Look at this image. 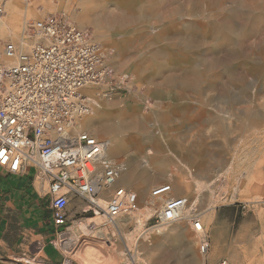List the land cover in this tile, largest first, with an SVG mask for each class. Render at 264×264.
<instances>
[{
    "label": "rangeland",
    "instance_id": "rangeland-1",
    "mask_svg": "<svg viewBox=\"0 0 264 264\" xmlns=\"http://www.w3.org/2000/svg\"><path fill=\"white\" fill-rule=\"evenodd\" d=\"M10 1L0 0L3 20ZM12 1L19 12L6 18L0 38L18 32L25 20L64 13L105 46L115 71L130 74L136 86L100 109L113 128H123L119 136L132 141V149L114 157L126 156L127 168L134 162L151 174L164 172L161 183L143 195L137 191L136 217L119 229L102 226L101 217L71 215L60 247L67 264H264V0L241 4L244 12L263 17L252 27L238 18L232 45L213 29L237 1L165 0L162 17H140L146 0H129L137 18L104 29L97 17L123 13L121 0ZM188 25L198 30L192 47L185 44ZM148 64L151 70L143 71ZM154 68L163 69L152 76ZM127 111L133 115L120 117ZM166 183L172 196L189 200L184 214L202 222L210 241L206 255L185 220L160 233L150 229L162 207L157 199L149 205L151 193Z\"/></svg>",
    "mask_w": 264,
    "mask_h": 264
},
{
    "label": "built area",
    "instance_id": "built-area-1",
    "mask_svg": "<svg viewBox=\"0 0 264 264\" xmlns=\"http://www.w3.org/2000/svg\"><path fill=\"white\" fill-rule=\"evenodd\" d=\"M4 13L1 4L0 19ZM135 86L130 74L112 68L105 46L67 14L25 20L18 32L0 38V169L14 175L33 170L48 184L54 224L64 229L61 248L74 200L75 216L104 218V227L139 210L138 194L119 184L126 165L109 156V141L79 129L84 116ZM172 191L166 183L151 196ZM188 203L168 198L150 229L158 233L185 220L206 255L210 241L200 219L184 214Z\"/></svg>",
    "mask_w": 264,
    "mask_h": 264
},
{
    "label": "crops",
    "instance_id": "crops-1",
    "mask_svg": "<svg viewBox=\"0 0 264 264\" xmlns=\"http://www.w3.org/2000/svg\"><path fill=\"white\" fill-rule=\"evenodd\" d=\"M161 113H158L159 118H164L166 114L163 116ZM132 168L137 169L138 174L143 173L145 192L163 181L162 171L151 174L135 163ZM201 173L200 168L198 174ZM34 176L33 170L24 175H14L0 169V264L69 263L58 245L59 232L64 229H58L54 224L47 196L48 184ZM136 183L124 187L138 194L139 183ZM76 205L77 200H74L70 206L72 217H77L74 212Z\"/></svg>",
    "mask_w": 264,
    "mask_h": 264
},
{
    "label": "bare ground",
    "instance_id": "bare-ground-1",
    "mask_svg": "<svg viewBox=\"0 0 264 264\" xmlns=\"http://www.w3.org/2000/svg\"><path fill=\"white\" fill-rule=\"evenodd\" d=\"M131 1L135 2L137 0H131ZM232 1H234V2L237 1V7L230 9L226 13V15L224 16L222 23L218 24L216 26V28L214 27V29H213V32L217 33V35L219 37L223 38V36H224L225 41L229 42L231 45L233 44V41H234V39H233V35L235 33L234 31L238 30V28L235 26L236 20L238 18L240 20H244L245 24L248 25L249 27L250 26L252 27L253 24L255 23V21L257 22L258 18H262L263 17L261 12H259L258 16L256 14H252V12H244L242 10V6H241V4L245 3L244 0H232ZM128 2H129V0H121V4H122L121 6L125 8L124 9L125 11L123 13H121V14L117 13L115 15L108 16L105 11L101 12V15H99L97 18L102 20V25H103L102 29H104L105 27H108V26L117 27V26H119L120 22L123 19H126L129 16H131V18H129V19L137 18L136 14L133 11H131L130 7H128V4H127ZM153 2H154V0H146L145 4H147V6L143 7L141 9L140 13H138V15H140V17H141L143 15L145 16L146 14H150L152 16H160V17H162L164 13H160V11L164 10L163 7H165V9H166V7L168 6V1L156 0L155 7H154V5H152V4H154ZM216 7H218V6L217 5L213 6V8H216ZM5 9L7 10L8 15H6L4 17V20H3V16L0 19V31L3 28H5V26H6V21H5L6 18H8V16H10V15H15L16 13L19 12L17 1L14 2V1L11 0L10 2H7V5L5 6ZM178 9H180V6L175 7L171 11L172 15H176L178 13ZM2 31H1V33H3ZM197 31H198L197 28L192 26V25L185 26L183 33L187 35V36H184V37H187L186 41H185L186 46L192 47L193 44L195 45L197 43L195 41V39H194ZM166 32H168V31H166ZM11 33H13V32H9L8 36ZM230 53H232V52H230ZM142 67H143V71H145V70H151L152 66L150 67L149 64H148V65H143ZM161 69H163V68H158V69L154 68L151 71L152 76L158 75L159 74L158 72ZM101 108H103V107L100 105L99 107H97V109H95L93 111V113L84 116L80 120L79 129L82 130V131H85V132H89L90 130H93L94 131L93 133H91V131L89 133H91L94 136L96 135V137H97V133H103V134L109 136V137H107L105 139V140H108L109 144H110L109 156L111 158H113V159L121 160L126 165L125 172L122 174L121 178L119 179V183L122 186H127V185H133L136 182H138L139 183V188H138L139 194L143 195V194H145L144 186H145V183H146L145 181L146 180L142 178L143 173H139L138 174L137 169H133L132 168V165L134 164V162L131 163L130 166H128V168H127V157L126 156H121V157H112L111 156V155L118 156L120 154L128 152L129 149L131 148L132 141L131 140H127L126 138H123V136H121V135L119 136V133L124 132L123 128L117 130V128H115V127L113 128L109 123H107L105 121V117L107 115V112L101 111L100 110ZM132 115H133L132 112L127 111V112H122L120 114V117L123 118L125 116H132ZM84 118L86 120H84ZM129 119H131V118H129ZM83 123H85V126H87V130L84 128V124ZM123 127H126V126L123 125ZM116 132H117L118 135L116 134ZM144 161L147 163V160H144ZM137 177L139 178V180H137ZM179 185L181 187H183L181 185V183ZM151 195H152V193H151ZM168 196H161V197H158V198H153L151 196L153 198V200H151L149 202V205H155L156 204L155 199H157L160 202L159 205L162 204V206H163L164 203L166 202V200L168 198H171V197H168ZM164 199H165V201L163 202ZM188 202H189V200H188ZM148 209L152 210V208H150V207H148ZM185 211H186V209H185ZM185 211H184V213H185ZM133 214L134 213L129 214L127 216H122V217L118 218L116 223L113 224V226L115 228L119 229V228H121L123 223H127L128 222V224H129L136 217ZM161 231H159L158 233H160Z\"/></svg>",
    "mask_w": 264,
    "mask_h": 264
}]
</instances>
